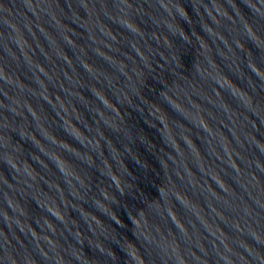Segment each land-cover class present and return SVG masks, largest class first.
Instances as JSON below:
<instances>
[{
    "label": "water",
    "instance_id": "water-1",
    "mask_svg": "<svg viewBox=\"0 0 264 264\" xmlns=\"http://www.w3.org/2000/svg\"><path fill=\"white\" fill-rule=\"evenodd\" d=\"M0 264H264V0H0Z\"/></svg>",
    "mask_w": 264,
    "mask_h": 264
}]
</instances>
